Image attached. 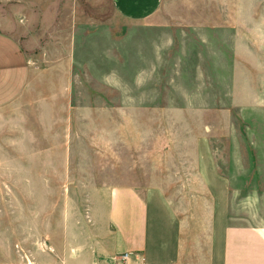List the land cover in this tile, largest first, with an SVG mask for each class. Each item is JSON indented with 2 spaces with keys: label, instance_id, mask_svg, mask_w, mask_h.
<instances>
[{
  "label": "rangeland",
  "instance_id": "374dc122",
  "mask_svg": "<svg viewBox=\"0 0 264 264\" xmlns=\"http://www.w3.org/2000/svg\"><path fill=\"white\" fill-rule=\"evenodd\" d=\"M0 27L17 36L31 57L52 50L72 61L66 105L35 111L42 121L57 120L51 126L34 124L11 105L0 108V264L33 259L35 248L48 244L41 237L49 228L45 221L84 203V185H97L101 167L146 164L139 155L144 144L130 156L123 142L114 143L113 122L105 135L102 120L153 118V161L162 168L176 160L163 154L175 149L162 134L160 121L172 113L164 106L229 107L234 57L264 80V0H161L157 12L138 23L117 16L111 0H0ZM205 113L208 122L227 119ZM252 113L245 122L229 108L230 125L221 124L210 138L219 171L231 180L238 223L243 198L264 185L251 158L253 135H264V111ZM106 152L110 156H102ZM16 167L40 169L41 182L11 179L22 176L8 174ZM67 197L72 207L65 205Z\"/></svg>",
  "mask_w": 264,
  "mask_h": 264
},
{
  "label": "crops",
  "instance_id": "0c3cea01",
  "mask_svg": "<svg viewBox=\"0 0 264 264\" xmlns=\"http://www.w3.org/2000/svg\"><path fill=\"white\" fill-rule=\"evenodd\" d=\"M111 5L117 16L138 23L156 13L161 0H111ZM5 29L0 27V108L11 105L23 112L22 117L33 118L34 124L51 126L57 120L42 121L35 111L55 109L58 102L66 105L72 61L52 50L44 58L31 57L20 39ZM229 82V107L162 108L172 112L160 121L164 141L175 148L163 154L176 159L162 168H155L153 161V118L102 120L105 135L111 133L108 126L113 122L114 143L123 142L130 156L135 157L144 144V154L139 155L146 164L122 166L123 161L101 167L97 185H84L89 191L84 203L69 208L73 200L67 197L69 209L45 221L49 228L41 231V237L48 244L36 247L33 259L1 264H115L114 256L122 253L131 254L126 264H264V185L261 192L243 198L241 222H233L231 180L219 171L210 139L221 124L230 125L229 108L237 109L245 122L253 111H264V80L234 57ZM207 111H216L227 121L208 122ZM123 124L129 128H120ZM262 142L264 135H253L251 158L264 184ZM16 173L22 176L11 179L19 183L41 182L38 168L8 172Z\"/></svg>",
  "mask_w": 264,
  "mask_h": 264
},
{
  "label": "built area",
  "instance_id": "2783aa9c",
  "mask_svg": "<svg viewBox=\"0 0 264 264\" xmlns=\"http://www.w3.org/2000/svg\"><path fill=\"white\" fill-rule=\"evenodd\" d=\"M131 257L130 253H122L114 256L113 260L115 264H126Z\"/></svg>",
  "mask_w": 264,
  "mask_h": 264
}]
</instances>
